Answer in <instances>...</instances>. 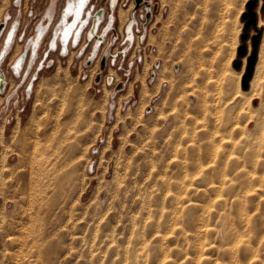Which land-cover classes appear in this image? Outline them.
I'll return each mask as SVG.
<instances>
[{
    "label": "rangeland",
    "instance_id": "rangeland-1",
    "mask_svg": "<svg viewBox=\"0 0 264 264\" xmlns=\"http://www.w3.org/2000/svg\"><path fill=\"white\" fill-rule=\"evenodd\" d=\"M110 1L84 10L104 9L89 65L93 39L51 45L67 0L1 7L19 27L0 64V264H264V90L241 87L264 26L241 38L247 0Z\"/></svg>",
    "mask_w": 264,
    "mask_h": 264
},
{
    "label": "water",
    "instance_id": "water-1",
    "mask_svg": "<svg viewBox=\"0 0 264 264\" xmlns=\"http://www.w3.org/2000/svg\"><path fill=\"white\" fill-rule=\"evenodd\" d=\"M258 0H247L245 7L246 10L241 14V19L243 20V29H244V33L241 34V38L245 39L248 37V33L247 30L249 29L250 26H256L257 23V15L256 12L254 11V7L256 6ZM89 0H86L84 5L82 6V11L79 15V17L77 18V22H76V29L75 32L73 34V38H72V45H77L81 39V35L85 29V27L88 25L89 20H90V26L88 27L87 31H86V38L88 40H94V43L92 45V51H91V57H89V59L85 62L86 65H89L92 62V55H95L96 52L98 51L99 47L102 45V43L104 42V37L106 36V32L104 31L103 33H98V28L101 24V22L103 21L104 18V9L99 8L96 9L93 13H92V9H87L86 11L85 8L88 4ZM141 3H146L145 0H134V5L135 7H138ZM116 4V0H111L110 1V7L111 9H114ZM92 8V7H91ZM133 12L134 10L131 11V19L128 20V22L125 25L124 28V32L126 33V39L132 41L133 40V31H132V26L134 24V16H133ZM150 17V14L148 11H146V20H148ZM112 20L113 17L112 15L110 16L109 20H108V24H112ZM6 20H4L2 23H0V32L4 26ZM18 23L17 19H14L13 21V25H16ZM260 36H261V30L257 29L256 30V34L251 36V51L250 54L247 56L246 58V67H245V71L241 77V87L242 89H247L249 87V81L250 78L252 76L253 73V69H254V64L257 58V50H258V44H259V40H260ZM14 37V33L12 32V28L9 30L6 38L4 39L3 42V47L2 50L0 51V64L2 59L5 56V53L9 50L10 45L12 43ZM63 47V45H62ZM63 49H65L63 47ZM109 50V49H108ZM108 50L102 55L101 59H100V63H99V68L102 69L105 65V60L106 57L108 55ZM238 55L242 56L246 54V47L244 45H240L238 47ZM24 56L25 54H21L18 56V58L15 60V62L11 65V69H12V73L14 75H18L20 72V69L22 67V63L24 60ZM110 56H112L113 58L115 57V55L111 54ZM17 64V65H16ZM240 62L239 61H234L233 65L235 67L239 66ZM110 80V78H108V81ZM6 86V79H5V74L4 71L2 70L1 66H0V93H2L5 89Z\"/></svg>",
    "mask_w": 264,
    "mask_h": 264
},
{
    "label": "bare ground",
    "instance_id": "bare-ground-1",
    "mask_svg": "<svg viewBox=\"0 0 264 264\" xmlns=\"http://www.w3.org/2000/svg\"><path fill=\"white\" fill-rule=\"evenodd\" d=\"M86 0H84L85 3ZM2 5H0V12H1V7L3 5H5V3L7 2V0H2ZM83 3V5H84ZM260 3H262V5L264 4V1L259 0L258 2V6L260 5ZM80 3V0H67V2L64 4L62 10H61V18H60V24L57 30V33L54 35V39L51 42L52 47H54L56 45V39H58L61 42V45H63L64 48H67L68 45L72 44V38H73V34L75 32V25L76 22L78 21L77 18L79 17L81 11H82V6ZM130 6V4L128 5ZM257 6V7H258ZM264 6V5H263ZM262 6V7H263ZM128 9V7H127ZM124 11H121L120 9H117V17L123 18V13ZM123 20V19H122ZM121 22V21H120ZM122 25V23H120ZM262 25L264 26V12L263 14H261L257 20L256 25ZM120 27V26H119ZM41 35V30L39 35L36 37L35 41L31 40V42L33 43V48L36 47L38 40L40 38ZM261 37V36H260ZM260 45L259 48L257 50V58L254 64V69H253V73L252 76L250 78V89L249 91L251 92V95H256L259 94L260 92H262L264 90V30H263V35L261 38V41L259 40ZM16 46V44H15ZM19 48L18 44L16 46V49ZM15 52V51H13ZM17 52V51H16ZM16 60V59H15ZM15 60L13 61V63L15 62ZM12 63V64H13ZM244 63V60H243ZM17 65V64H16ZM23 66V65H22ZM157 67V64H156ZM95 68V67H94ZM175 69H178L175 67ZM93 71V70H92ZM147 71V70H146ZM30 73V72H29ZM144 73V71H143ZM20 74V72H19ZM146 75V74H145ZM144 76V75H143ZM137 77V76H136ZM139 77V76H138ZM142 77V76H141ZM143 78V77H142ZM141 78V79H142ZM26 79V78H25ZM24 79V80H25ZM143 82H141L142 87L144 88V86H146V84L144 83V79H142ZM141 80V81H142ZM44 81V80H43ZM41 84V82H39ZM45 83V82H44ZM111 83V82H110ZM159 83V82H158ZM131 83H129L130 85ZM42 86V85H41ZM131 87V85H130ZM128 86V88H130ZM148 87V86H147ZM249 88V87H248ZM247 88V89H248ZM148 89V88H147ZM142 90V88H141ZM146 90V89H145ZM144 90V91H145ZM240 90V89H239ZM236 91V95L237 96H241V93H245V92H241V90ZM142 92V91H141ZM147 92V91H146ZM145 93V92H144ZM149 94V93H148ZM143 95V94H141ZM147 96V95H146ZM149 96V95H148ZM144 97V96H143ZM252 101V98H249ZM143 106V105H142ZM144 107V106H143ZM143 109V108H142ZM31 116V115H30ZM33 116V115H32ZM34 118V117H33ZM32 119V118H31ZM30 119V120H31ZM19 120V119H18ZM17 123H15L16 125ZM19 125V124H18ZM17 125V126H18ZM1 133H2V126L0 128ZM18 130V128H17ZM1 136V134H0ZM109 140V139H108ZM1 162L4 163L5 162V156H3V158L1 159ZM4 167V166H3Z\"/></svg>",
    "mask_w": 264,
    "mask_h": 264
},
{
    "label": "flooded vegetation",
    "instance_id": "flooded-vegetation-1",
    "mask_svg": "<svg viewBox=\"0 0 264 264\" xmlns=\"http://www.w3.org/2000/svg\"><path fill=\"white\" fill-rule=\"evenodd\" d=\"M4 20L0 21V23H2ZM14 21V20H13ZM13 21H11L10 23H8L7 21H5L4 26L0 32V40L3 38V42H4V37L6 38L9 30L12 28V32L14 33V36L17 33L18 27H19V22L16 25H13ZM2 45L0 47V51L2 50ZM9 51V50H8ZM8 51L5 53V55L8 53Z\"/></svg>",
    "mask_w": 264,
    "mask_h": 264
},
{
    "label": "crops",
    "instance_id": "crops-1",
    "mask_svg": "<svg viewBox=\"0 0 264 264\" xmlns=\"http://www.w3.org/2000/svg\"><path fill=\"white\" fill-rule=\"evenodd\" d=\"M63 6H64V5H63ZM89 25H90V20H89L88 25L85 27V29H84V31H83V33H82V35H81V39L84 38V36H86V31H87ZM5 79L8 81V77H7V76H5ZM7 81H6V83H8ZM6 87H7V85L5 86V90L7 89Z\"/></svg>",
    "mask_w": 264,
    "mask_h": 264
},
{
    "label": "snow or ice",
    "instance_id": "snow-or-ice-1",
    "mask_svg": "<svg viewBox=\"0 0 264 264\" xmlns=\"http://www.w3.org/2000/svg\"><path fill=\"white\" fill-rule=\"evenodd\" d=\"M80 3H81V5H83V3H84V0H80Z\"/></svg>",
    "mask_w": 264,
    "mask_h": 264
},
{
    "label": "built area",
    "instance_id": "built-area-1",
    "mask_svg": "<svg viewBox=\"0 0 264 264\" xmlns=\"http://www.w3.org/2000/svg\"><path fill=\"white\" fill-rule=\"evenodd\" d=\"M94 11H92V13H93ZM134 23H135V21H134ZM90 26V25H89ZM126 34V33H125Z\"/></svg>",
    "mask_w": 264,
    "mask_h": 264
}]
</instances>
